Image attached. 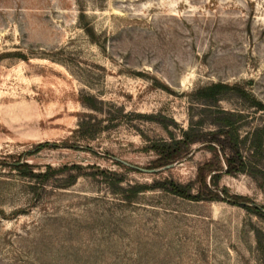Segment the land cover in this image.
I'll list each match as a JSON object with an SVG mask.
<instances>
[{
  "label": "rangeland",
  "instance_id": "obj_1",
  "mask_svg": "<svg viewBox=\"0 0 264 264\" xmlns=\"http://www.w3.org/2000/svg\"><path fill=\"white\" fill-rule=\"evenodd\" d=\"M215 84L264 105V0H0V264H264L252 177L222 170L218 190L261 215L152 188L197 194L208 148L157 174L112 159L162 168L151 145L205 115ZM218 107L245 114L242 137L264 123L237 92Z\"/></svg>",
  "mask_w": 264,
  "mask_h": 264
},
{
  "label": "trees",
  "instance_id": "obj_2",
  "mask_svg": "<svg viewBox=\"0 0 264 264\" xmlns=\"http://www.w3.org/2000/svg\"><path fill=\"white\" fill-rule=\"evenodd\" d=\"M231 92H237L241 99L250 102V107L255 108L258 112L264 113V105L251 99L250 95L245 91L237 90L229 85L215 84L198 91L199 100L203 101L205 110L200 119L195 121L192 119L187 130L181 131V137H176L170 133V140L155 142L150 149L157 156V164L159 167L178 163L187 158L194 146H202L208 148L215 154V160L207 163L199 169L196 184L199 191L193 194L194 183L182 185L174 181L157 182L152 188L161 189L177 197L190 201H226L231 204L238 205L247 210H254L261 215L262 212L257 207H250L248 199L241 196H232L227 191L220 192L218 183L221 175L220 171L225 170V174L236 176L240 174L249 175L264 187V172L259 169L257 163L264 156V123L254 127L244 137L241 131L245 127V114L241 111H226L218 107ZM96 109V107H91ZM84 126V125H83ZM210 127V129L207 128ZM82 127V126H81ZM93 140V137L90 138ZM48 145H40L38 150ZM248 150L249 157L245 156L244 150ZM225 164V168H221L219 164ZM26 165H15L16 169H23ZM211 174V182L215 190L211 189L207 184V178L204 172ZM38 177H46L39 175ZM120 183L122 181H119ZM148 190L147 187H141L137 193ZM252 208V209H251Z\"/></svg>",
  "mask_w": 264,
  "mask_h": 264
},
{
  "label": "water",
  "instance_id": "obj_3",
  "mask_svg": "<svg viewBox=\"0 0 264 264\" xmlns=\"http://www.w3.org/2000/svg\"><path fill=\"white\" fill-rule=\"evenodd\" d=\"M113 161L121 164V165H124L125 167H128L129 169H133L135 171H139V172H142V173H148V174H157L159 172H163V171H167V170H170L172 168H174L176 166V163L175 164H171V165H167L165 167H162L160 169H154V170H147V169H143V168H140V167H137L135 165H132L126 161H123L119 158H113Z\"/></svg>",
  "mask_w": 264,
  "mask_h": 264
}]
</instances>
